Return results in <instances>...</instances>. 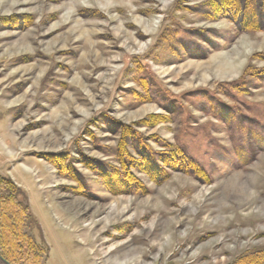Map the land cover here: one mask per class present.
<instances>
[{
  "label": "rangeland",
  "instance_id": "1",
  "mask_svg": "<svg viewBox=\"0 0 264 264\" xmlns=\"http://www.w3.org/2000/svg\"><path fill=\"white\" fill-rule=\"evenodd\" d=\"M208 1L0 0V175L24 191L46 264L264 249V31L210 18ZM124 126L129 159L179 147L205 176L131 167L139 191L107 188Z\"/></svg>",
  "mask_w": 264,
  "mask_h": 264
},
{
  "label": "trees",
  "instance_id": "2",
  "mask_svg": "<svg viewBox=\"0 0 264 264\" xmlns=\"http://www.w3.org/2000/svg\"><path fill=\"white\" fill-rule=\"evenodd\" d=\"M207 12L210 18L228 17L241 30L264 31V0H209ZM261 72L264 77V70ZM152 118L153 121L148 118L140 120L138 124L150 125L165 120L162 115H153ZM122 128L121 135L124 137L119 142L118 152L116 151L120 167L100 172L107 188L116 192L139 191L141 186L133 177L131 167L157 182L168 176V170L205 176L179 147L169 146L163 153H152L148 157L141 155L136 160L129 159L131 155L128 154L123 139L130 137L131 129L128 126ZM27 221L30 225L34 224L41 244L36 242L31 230L25 228ZM48 251L40 227L30 213L24 191L9 177L0 175V264H46ZM230 264H264V249L247 252Z\"/></svg>",
  "mask_w": 264,
  "mask_h": 264
},
{
  "label": "bare ground",
  "instance_id": "3",
  "mask_svg": "<svg viewBox=\"0 0 264 264\" xmlns=\"http://www.w3.org/2000/svg\"><path fill=\"white\" fill-rule=\"evenodd\" d=\"M235 189H236V191H241V190H242V187H241V186H236ZM245 199H246V198H245ZM247 199H248V198H247ZM247 199H246V200H247ZM244 202H245V201H244ZM247 202H248V201H247Z\"/></svg>",
  "mask_w": 264,
  "mask_h": 264
}]
</instances>
